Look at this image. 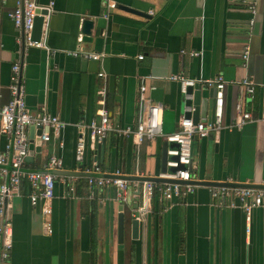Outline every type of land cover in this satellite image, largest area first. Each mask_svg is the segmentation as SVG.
<instances>
[{
	"label": "crops",
	"instance_id": "crops-1",
	"mask_svg": "<svg viewBox=\"0 0 264 264\" xmlns=\"http://www.w3.org/2000/svg\"><path fill=\"white\" fill-rule=\"evenodd\" d=\"M18 1L0 0V107L10 100L11 67L18 63L27 108L32 113L45 108L64 124L58 138L41 143L38 152L34 146L25 174L47 171L52 156L62 161L58 171L88 174L98 154L87 126L106 110L113 130L100 143L101 170L156 177L163 172V138L137 144L116 130L136 129L148 106L159 103L163 134L176 132L190 108L179 82L170 78L181 76L203 88V82L221 76L223 125L235 122L238 106L255 121L195 137L191 181L264 185V0H36L48 10L40 35L45 49L26 50L9 17ZM84 20L93 22L90 42L83 41ZM191 52L198 55L190 57ZM245 79L254 85L252 97L240 86ZM207 113L202 99L199 120ZM80 136L82 162L75 153ZM7 144L0 135V152ZM55 176L49 216L41 203L31 205L26 177L10 201V264H264V206L247 223L243 211L212 200L205 186L171 201L156 195L140 219L138 238L132 239L127 226L120 244L119 206L126 215L138 211L142 202L131 196L142 183L130 181L129 198L121 201L114 187H96L91 196L85 176Z\"/></svg>",
	"mask_w": 264,
	"mask_h": 264
},
{
	"label": "built area",
	"instance_id": "built-area-1",
	"mask_svg": "<svg viewBox=\"0 0 264 264\" xmlns=\"http://www.w3.org/2000/svg\"><path fill=\"white\" fill-rule=\"evenodd\" d=\"M110 6L114 7V5ZM39 9L36 0H19L13 12L9 15L15 28L20 30L19 44L23 50L29 48L45 49L40 40L33 41L31 38L34 19L38 16L37 11ZM249 11L252 15V19L250 20V24L252 25L255 15L253 4L249 5ZM244 54L245 59L248 54V48L245 49ZM197 55L194 52L189 53L190 57ZM73 56L90 60H98L100 58V55L97 54L81 52H74ZM142 58V55L138 57L139 60ZM99 76L102 77L103 74L101 73ZM170 79L179 82L181 92L190 99L186 95V90L188 87H193L196 82L181 76H172ZM203 84L216 90L213 121L211 123L207 117L194 121L192 118L184 116L178 123V130L172 134L165 135L162 132V105L154 103L148 106L146 114L136 126V129L126 128L124 130H116L117 133L131 135L137 144H140L144 139L162 137L169 145L166 149V170L156 177L179 183L161 184L142 182L141 188L138 187L133 196H131L141 200L142 206L138 208V213L141 215L147 213L148 202L156 195L163 200L171 201L192 193L197 187H201L200 185L189 183L191 181L190 172L192 166L191 145L195 137L203 139L210 133H217L223 128L228 130L238 129L248 122L255 121L250 113L243 112L241 107L238 106V116L235 122L225 127L223 125L224 79L219 76L211 81H205ZM240 86L245 90L247 95L253 96L254 85L252 81L245 79L240 83ZM145 91V86L140 87L141 98H144ZM9 93V102L0 107V135L5 136L8 140L5 151L0 152V264H10L13 233L7 214L11 209L10 201L14 197L19 196L23 177H26L31 188L29 195L31 205L36 206L41 203L43 206L42 214L49 216L51 213L49 203L54 197V183L57 177L41 172L25 174L22 170L29 152L28 130L30 127L39 128L41 143H47L52 138H58L64 127V124L56 116L48 113L45 108H42L39 113H32L27 108L18 63H14L11 67ZM189 108L187 111L190 113L192 108ZM261 120H264V113ZM87 128L94 144H100L104 141L108 132L113 130L107 111L101 110L99 112V119L91 121ZM84 150L85 140L80 136L75 149L76 160L78 162L83 161ZM7 166H10V169ZM61 169L62 161L56 156L50 157L47 171ZM87 173L89 175L87 183L91 196H93L94 188L96 187H114L117 189V194L121 201H126L129 198L127 194L129 182L119 178L123 175L120 171L117 170L107 174L101 170L99 164L95 161L91 169L87 170ZM102 175H110L112 178L101 177ZM207 188L212 200L218 201L221 204L227 201L229 207L238 208L243 211L247 223L251 221L252 212L256 208L264 206V190L227 187ZM70 192L73 193L74 189L71 188Z\"/></svg>",
	"mask_w": 264,
	"mask_h": 264
},
{
	"label": "water",
	"instance_id": "water-1",
	"mask_svg": "<svg viewBox=\"0 0 264 264\" xmlns=\"http://www.w3.org/2000/svg\"><path fill=\"white\" fill-rule=\"evenodd\" d=\"M129 12H134L135 14H139L136 11H131L130 9H125ZM47 10L46 9H39L37 11L38 16L35 17L34 23H33V30L31 33V38L33 41H39L40 40V35H41V29L44 21V16L47 15ZM93 29V22L91 20H84L82 23V34H83V41L84 42H90L91 41V33ZM22 37V42H23V36L21 33ZM155 91V92H154ZM152 93H155V100L158 102L161 101V96H160V91L159 90H154ZM186 95L190 98L186 101V104L192 108V112L187 113L185 115L186 118H192L194 121L199 120V106L200 102L202 99L206 100L207 103V115L201 116V118L207 117L208 121L211 123L213 121V114H214V107H215V99H216V90L213 87H207L204 86L203 88L201 85L196 83L193 87H188L186 90ZM41 132L39 128H34L30 127L28 130V138H29V152L28 156L32 154V151L35 146V150L38 152L40 149L41 141H40V136ZM167 143L164 144L163 147V153H162V173L165 172V162H166V149H167ZM173 146V145H170ZM176 146V145H174ZM101 148V144H95V149L96 153L98 154L96 157V161L99 158V151ZM8 169H10V166H7ZM23 170V169H22ZM33 172H41V173H49L52 175H57V176H64V177H75V176H85L88 177V174H81V173H74V172H66V171H58V170H53V171H33ZM102 175L101 177H103ZM104 177H110L112 176H104ZM122 180H125L127 182L130 181H139L140 183L142 182H154V183H179L177 181H171V180H164V179H159L157 177H143V178H137V177H128V176H120L119 177ZM8 180V179H7ZM192 185H200V186H205V187H227V188H250V189H259V190H264V185H245V184H239V183H227V182H222V183H217V182H207V181H190L189 182ZM117 192V189H115ZM118 216H117V238H118V243L123 242L125 230L127 226H130L131 230V237L132 239H137L139 236V228H140V219L144 216L138 213V211L132 210L129 215H126L125 212L123 211V206H119L118 209ZM145 218V217H144Z\"/></svg>",
	"mask_w": 264,
	"mask_h": 264
},
{
	"label": "trees",
	"instance_id": "trees-1",
	"mask_svg": "<svg viewBox=\"0 0 264 264\" xmlns=\"http://www.w3.org/2000/svg\"><path fill=\"white\" fill-rule=\"evenodd\" d=\"M77 191H78V189H77Z\"/></svg>",
	"mask_w": 264,
	"mask_h": 264
}]
</instances>
